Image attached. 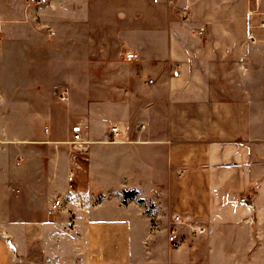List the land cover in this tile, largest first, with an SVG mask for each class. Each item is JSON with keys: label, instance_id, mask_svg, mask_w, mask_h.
Returning a JSON list of instances; mask_svg holds the SVG:
<instances>
[{"label": "rangeland", "instance_id": "1", "mask_svg": "<svg viewBox=\"0 0 264 264\" xmlns=\"http://www.w3.org/2000/svg\"><path fill=\"white\" fill-rule=\"evenodd\" d=\"M2 2L12 11L0 15V46L18 34L4 29H25L27 79L23 104L18 63L4 64L0 169L8 168L9 175L0 179V233L19 246L24 244L20 227L25 226L20 221H44L48 215L70 214L73 206L108 202L138 209L159 246L172 214L162 206L169 176L156 138L166 132L171 98L166 79L180 69L176 61H158L153 55L164 50V8L172 5L153 0H48L40 6H29L27 0ZM260 38L264 44V34ZM130 51L138 53L137 60L124 59ZM256 55L261 61L247 65L250 69L195 63L192 68L204 78L187 80V85L208 89L211 95L202 97L207 100L250 101L251 114L264 125V110L258 109L264 108V45ZM13 56L18 58L17 51ZM64 88L68 99L62 101L57 92ZM185 98L198 97L188 93ZM77 122L85 139L94 131L102 142L71 145L70 128ZM112 126L119 128V136L110 134ZM122 139L129 144H119ZM128 192L134 199L125 200ZM57 197L61 206L54 211ZM26 226L34 232V224Z\"/></svg>", "mask_w": 264, "mask_h": 264}, {"label": "crops", "instance_id": "2", "mask_svg": "<svg viewBox=\"0 0 264 264\" xmlns=\"http://www.w3.org/2000/svg\"><path fill=\"white\" fill-rule=\"evenodd\" d=\"M161 1L172 8H164V50L153 56L158 61H176L180 75L166 79L171 97L166 132L156 139L169 176L162 206L172 214L170 220L173 215L182 217L177 235L180 246L173 249L167 241L170 220L166 238L156 247L138 209L101 202L73 206L70 214L48 215L44 221H20L25 226L20 227L24 244L19 246L0 233V264H260L264 255V125L259 115L251 114L250 101L207 100L202 97L211 92L198 91L187 80L204 78L192 68L195 63L243 64L250 69L247 65L261 61L256 53L264 45L260 38L264 0ZM11 11L2 2L0 15ZM4 30L18 34L0 46V80L4 64L17 62L22 81L18 95L25 104L27 36L25 29ZM188 93L198 98H185ZM93 133L89 139L83 134L85 144L102 142ZM128 142L122 139L119 144ZM8 175V168L0 169V179ZM27 224L35 225L33 233L27 231ZM192 225L206 227V233L190 236ZM32 239L33 244L28 242Z\"/></svg>", "mask_w": 264, "mask_h": 264}, {"label": "built area", "instance_id": "3", "mask_svg": "<svg viewBox=\"0 0 264 264\" xmlns=\"http://www.w3.org/2000/svg\"><path fill=\"white\" fill-rule=\"evenodd\" d=\"M159 0H153L154 3H157ZM28 2L32 5L40 6L44 5L48 2V0H28ZM262 26H264V23H262ZM53 34V32H51ZM198 34H202V29L198 31ZM124 59L126 61H135L138 59V54L135 52H128L124 55ZM180 75V72L177 69H173L171 71L170 76L173 78H178ZM148 84H152L153 80L149 79ZM57 96L60 100L65 101L68 99V90L67 89H61L60 91L57 92ZM71 137L69 140V143L73 145L74 147H82L85 142L83 139V130L82 126L80 123H77L76 125H73L70 129ZM110 134L112 136H119V128L117 126H112L110 128ZM73 178L72 173L68 175V180L71 181ZM245 198H242L241 201H244ZM61 206V199L57 197L52 205L51 209L52 210H57ZM182 224V217L180 215H173L169 225H168V235H167V241L170 244V247L173 249H176L180 246V241L177 238L178 235V225ZM189 230V235L190 236H202L206 233V227L202 225H192L188 227Z\"/></svg>", "mask_w": 264, "mask_h": 264}, {"label": "trees", "instance_id": "4", "mask_svg": "<svg viewBox=\"0 0 264 264\" xmlns=\"http://www.w3.org/2000/svg\"><path fill=\"white\" fill-rule=\"evenodd\" d=\"M127 199H134L133 193H130V192L126 193L125 200H127Z\"/></svg>", "mask_w": 264, "mask_h": 264}]
</instances>
